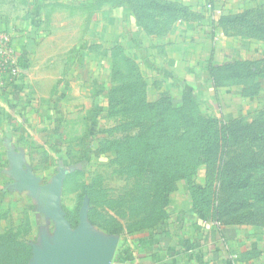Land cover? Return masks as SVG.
Masks as SVG:
<instances>
[{
  "label": "crops",
  "instance_id": "1",
  "mask_svg": "<svg viewBox=\"0 0 264 264\" xmlns=\"http://www.w3.org/2000/svg\"><path fill=\"white\" fill-rule=\"evenodd\" d=\"M82 1L91 10L89 58L115 53L129 61L151 95L172 105L198 99L222 122L264 101V0H0V28L11 36L18 65L12 80L0 77V211H15L22 200L27 219L17 217L16 225L33 227L30 245L42 251L53 243L55 225L26 187L50 186L63 167L58 154L75 149L64 140L87 138L98 115L92 86L99 90L100 83L97 70L85 67L60 93L50 89L56 77L37 60L51 57L57 42L52 25L58 24L47 11L58 3L74 10ZM169 212L146 235L105 242L112 245L109 264H264V227L214 219L186 198Z\"/></svg>",
  "mask_w": 264,
  "mask_h": 264
},
{
  "label": "rangeland",
  "instance_id": "2",
  "mask_svg": "<svg viewBox=\"0 0 264 264\" xmlns=\"http://www.w3.org/2000/svg\"><path fill=\"white\" fill-rule=\"evenodd\" d=\"M55 6L46 13L58 24L52 25L55 49L37 63L56 79L45 80L42 90L48 93L49 84L65 93L70 75L85 67L97 70L100 83L99 90L92 86L91 108L98 115L90 133L66 138L75 149L58 154V209L71 229L83 212L98 240L127 243L162 225L185 198L193 209L224 222L264 227V101L224 122L195 98L171 105L167 97L149 93L141 69L129 61L115 53L89 58L91 10L84 1L74 10ZM22 205L20 200L15 211H0L6 215L0 222V264L31 259L33 227L16 225L17 217L27 219Z\"/></svg>",
  "mask_w": 264,
  "mask_h": 264
},
{
  "label": "water",
  "instance_id": "3",
  "mask_svg": "<svg viewBox=\"0 0 264 264\" xmlns=\"http://www.w3.org/2000/svg\"><path fill=\"white\" fill-rule=\"evenodd\" d=\"M26 188L45 205V213L55 225L53 243L47 244L45 251L32 247L35 264H109L112 245H106L105 241L88 232L84 213H81L79 224L73 230L59 211V177H55L48 187L32 183Z\"/></svg>",
  "mask_w": 264,
  "mask_h": 264
},
{
  "label": "built area",
  "instance_id": "4",
  "mask_svg": "<svg viewBox=\"0 0 264 264\" xmlns=\"http://www.w3.org/2000/svg\"><path fill=\"white\" fill-rule=\"evenodd\" d=\"M17 73V55L11 36L5 29L0 28V77L7 75L12 80Z\"/></svg>",
  "mask_w": 264,
  "mask_h": 264
},
{
  "label": "trees",
  "instance_id": "5",
  "mask_svg": "<svg viewBox=\"0 0 264 264\" xmlns=\"http://www.w3.org/2000/svg\"><path fill=\"white\" fill-rule=\"evenodd\" d=\"M187 99H192V97H190V96H189V97H186L185 99H183V101H185V100H187ZM183 101H182V102H183ZM169 102H170V100H169ZM182 102H181V103H182ZM170 104H171V102H170ZM171 105H172V104H171ZM215 121H216V120H215ZM193 199H194V198H193ZM192 201H193V200H192ZM194 209H195L196 211H198V212H200V213L206 215V216H209V215H207L208 212H206V210H203V209H196V208H194ZM210 217H212V216H210ZM212 218L217 219V220H221L219 217H216V216H215V217L213 216Z\"/></svg>",
  "mask_w": 264,
  "mask_h": 264
}]
</instances>
